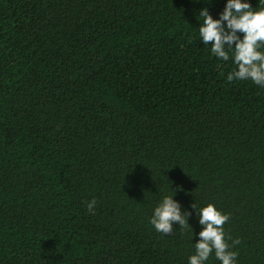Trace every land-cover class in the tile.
<instances>
[{
  "label": "trees",
  "instance_id": "trees-1",
  "mask_svg": "<svg viewBox=\"0 0 264 264\" xmlns=\"http://www.w3.org/2000/svg\"><path fill=\"white\" fill-rule=\"evenodd\" d=\"M226 3L0 0V264H189L193 204L264 264V87L199 35ZM165 196L190 227L155 230Z\"/></svg>",
  "mask_w": 264,
  "mask_h": 264
},
{
  "label": "clouds",
  "instance_id": "clouds-1",
  "mask_svg": "<svg viewBox=\"0 0 264 264\" xmlns=\"http://www.w3.org/2000/svg\"><path fill=\"white\" fill-rule=\"evenodd\" d=\"M199 13L203 19L199 35L204 45L210 44L212 53L224 61L230 59L231 53L235 68L227 75V81L251 80L264 87V51L260 50L264 46V8L253 11L250 3L227 0L219 19H213L207 8H202ZM96 203L95 199L87 203L90 213L94 214ZM192 207L198 214L202 231L199 241L194 244L195 254L189 257V264H205L213 252L222 264H235L238 253L230 248L238 245L240 240H233L229 245L223 230L230 217L212 204L199 211L195 204ZM190 215V212L181 211V205L172 196H165L155 208L150 223L157 232L170 235L174 223L180 228L190 227Z\"/></svg>",
  "mask_w": 264,
  "mask_h": 264
}]
</instances>
